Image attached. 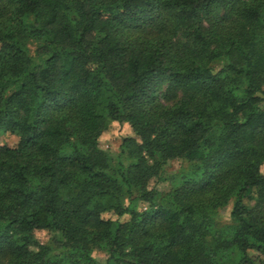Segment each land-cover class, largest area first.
Listing matches in <instances>:
<instances>
[{
	"label": "trees",
	"instance_id": "trees-1",
	"mask_svg": "<svg viewBox=\"0 0 264 264\" xmlns=\"http://www.w3.org/2000/svg\"><path fill=\"white\" fill-rule=\"evenodd\" d=\"M114 123L121 182L98 144ZM0 132L19 136L0 144V264H264V0H0ZM174 159L191 168L155 205Z\"/></svg>",
	"mask_w": 264,
	"mask_h": 264
},
{
	"label": "rangeland",
	"instance_id": "rangeland-1",
	"mask_svg": "<svg viewBox=\"0 0 264 264\" xmlns=\"http://www.w3.org/2000/svg\"><path fill=\"white\" fill-rule=\"evenodd\" d=\"M27 23L34 24V19L30 16L27 19ZM46 44L45 39L35 40L31 39L27 41V49L31 57H37V50ZM211 66L217 70L221 67V62L214 61ZM128 136H132V129L127 124H112L111 128L104 133L99 139V148L106 152L112 160V166L115 170L117 180L122 181L125 176L127 168L129 167V160L126 156L125 150L122 147V139ZM19 143V136L17 134H5L0 132V144L6 145L9 148H15ZM191 165L183 159H174L167 163L162 169L161 179H153L149 182L148 188L154 193V204L159 205L165 195L170 192L173 184L181 174H185L189 171ZM260 171L264 174V166L260 168ZM254 195L253 198H255ZM249 205L252 201L247 202ZM232 202L218 212V216L215 219L216 228H222L230 222V211ZM143 208H146L144 205ZM104 216L110 217L112 215L105 214ZM214 227V230H216ZM36 238L44 246H50L53 243L52 237L44 232H37ZM60 238L59 235L55 236V239ZM246 254L255 261V264H262L263 260L257 254L255 250H248ZM97 264H108V257L105 252L97 251L93 254ZM242 255L236 251L229 249L219 251L216 257L218 264H238Z\"/></svg>",
	"mask_w": 264,
	"mask_h": 264
}]
</instances>
